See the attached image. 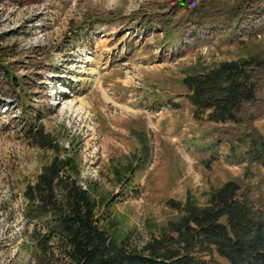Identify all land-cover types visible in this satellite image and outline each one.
I'll return each instance as SVG.
<instances>
[{
  "label": "rangeland",
  "instance_id": "obj_1",
  "mask_svg": "<svg viewBox=\"0 0 264 264\" xmlns=\"http://www.w3.org/2000/svg\"><path fill=\"white\" fill-rule=\"evenodd\" d=\"M0 57V264L66 261L27 215L55 160L56 197L75 181L129 250L192 213L264 220V0H0ZM235 65L234 119L197 111L183 79Z\"/></svg>",
  "mask_w": 264,
  "mask_h": 264
},
{
  "label": "trees",
  "instance_id": "obj_2",
  "mask_svg": "<svg viewBox=\"0 0 264 264\" xmlns=\"http://www.w3.org/2000/svg\"><path fill=\"white\" fill-rule=\"evenodd\" d=\"M247 77L245 68L235 65L186 76L183 82L190 90L187 96L196 110L209 109L208 117L219 121L234 119L238 106L233 105L239 101L237 88ZM40 132L38 126L36 133ZM60 162L55 160L39 175L42 185L36 182L27 189V215L46 227L40 237L36 230L32 232L36 248L51 256L58 251L66 259L60 264H223L218 257L226 258L228 264H264V220H254L242 205H235L228 218L220 221L213 220L210 213H192L195 226L189 225L185 217L177 225L175 236L162 233L160 239H152L140 249H127L99 225L95 202L86 189L67 180L66 184L62 182L65 188L62 199L56 197L54 177L59 175L60 166L65 165ZM236 191V186L228 182L215 195L224 203L226 196ZM53 237L59 239L60 245L49 244ZM46 262L54 264L50 259Z\"/></svg>",
  "mask_w": 264,
  "mask_h": 264
}]
</instances>
